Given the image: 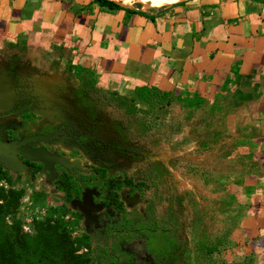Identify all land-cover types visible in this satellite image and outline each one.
I'll return each mask as SVG.
<instances>
[{"label": "crops", "instance_id": "crops-1", "mask_svg": "<svg viewBox=\"0 0 264 264\" xmlns=\"http://www.w3.org/2000/svg\"><path fill=\"white\" fill-rule=\"evenodd\" d=\"M123 7L145 15L96 0H0V92L16 101L14 65L61 60L92 71L101 90L156 88L215 108L253 164L228 188L240 220L225 259L264 264V1Z\"/></svg>", "mask_w": 264, "mask_h": 264}, {"label": "rangeland", "instance_id": "rangeland-1", "mask_svg": "<svg viewBox=\"0 0 264 264\" xmlns=\"http://www.w3.org/2000/svg\"><path fill=\"white\" fill-rule=\"evenodd\" d=\"M111 1L133 9L148 7L138 2ZM14 68L23 73L17 84L24 82L22 84L32 87L24 100L33 107L29 114L0 118V135L5 126H13L21 119L28 120L23 132H35L40 126L51 123L65 124L84 141L79 148L70 145L67 135L54 142H44L73 165L71 169L55 165L52 178L45 170L32 169L37 161L25 158L20 162L16 153L12 156L17 159L18 170L6 168L0 162V204L12 193H20L5 215L7 229L19 222L22 232L33 236L45 226L57 228L58 233L68 239V247L77 250L79 255L90 253L92 264L100 260L103 264H116L115 256H104L105 260L98 257L101 251L89 223L72 206L77 199L60 180L63 172L73 169L85 176H94L104 164L108 171L101 174L111 188L113 200L122 202V215L147 217L146 207L154 203L155 229L171 234L178 243L175 264H240L225 259V251H232L233 232L240 220L239 207L228 188L239 182L253 164L248 156L241 154L237 139L227 134L218 111L210 114L203 108L187 120L185 112L173 106L166 120L167 126L173 129H166V137L158 145L154 144L156 134H152L125 144V151L120 153L113 143L121 142L109 128L97 120L92 121L63 98L72 81L62 75L61 60L53 62L46 70L23 63ZM11 93L17 97L22 95L16 90ZM9 101L10 96L0 92V111L9 109ZM117 117V112L109 110L104 120L109 122ZM155 164L163 170V178L152 185L146 176ZM69 196L70 202L66 199ZM24 226L30 232L26 233Z\"/></svg>", "mask_w": 264, "mask_h": 264}, {"label": "trees", "instance_id": "trees-1", "mask_svg": "<svg viewBox=\"0 0 264 264\" xmlns=\"http://www.w3.org/2000/svg\"><path fill=\"white\" fill-rule=\"evenodd\" d=\"M96 2L111 10H125L128 13L145 15L140 10L134 11L125 8L111 0H96ZM62 73L63 76H68L69 80L72 81L70 88L65 89L63 97L72 101L75 108L84 113L85 116L91 120H97L99 124L109 128L117 140L121 142V144L117 141L113 143L120 153L125 151V144L152 134H156L153 137L154 144L158 145L166 137V129L169 131L173 129L166 124L171 107L179 106L185 112L186 119L190 120L195 112L203 106L200 99L192 102L174 93L163 92L156 88L137 89L132 97L123 96L116 91L101 90L96 86L95 74L92 71L70 61L66 62ZM109 110L117 112L118 117L106 122L104 116ZM208 111L213 114L216 109L210 108ZM32 169L43 171L44 166L43 164L34 165ZM151 169L146 180L152 185L158 184L163 178V170L156 164ZM79 178L81 179L79 180ZM60 180L61 184L72 190L76 199L79 198L81 191L91 189L97 193L100 199L115 201L113 196H110V188L103 182L102 174L79 177V172L72 170L63 172ZM19 195L18 192L12 193L4 204H0V264H92L90 253L79 255L77 250L68 247V239L58 233L57 228L45 226L38 229L33 236L24 234L19 222H15L12 227L7 229L5 227V215ZM66 199L70 202L71 197ZM153 205L152 202L147 205L146 221L142 217L133 218L129 221L131 230L135 232L144 231V234L154 230ZM112 214L111 216L106 213L104 218L99 219L98 229L103 248L98 257L103 260H105L104 256L108 258L114 252L110 248V233L125 226V220L118 211L112 212ZM132 240L134 239L132 238ZM150 252L157 264L162 263V258L167 260L166 252L161 253L157 250H150ZM98 264H103V261H98Z\"/></svg>", "mask_w": 264, "mask_h": 264}, {"label": "flooded vegetation", "instance_id": "flooded-vegetation-1", "mask_svg": "<svg viewBox=\"0 0 264 264\" xmlns=\"http://www.w3.org/2000/svg\"><path fill=\"white\" fill-rule=\"evenodd\" d=\"M9 76L11 78H14V91H17L18 97L15 96L14 93H11L12 98H16L15 102L10 103L9 109L5 111H0V118H9L12 116H22L24 114H29L31 111V108L33 107L32 104L24 99L27 96V91L29 89H32V87H29L27 84H22L24 82H20L21 85L17 84V81L22 76L23 73H18L16 68H10L8 71ZM64 98V97H63ZM70 101V100H68ZM72 105L74 106L73 102L70 101ZM31 106V107H30ZM15 107V108H14ZM75 107V106H74ZM79 111V110H78ZM87 117V116H86ZM89 118V117H88ZM90 119V118H89ZM96 121V120H92ZM28 123V120H21L17 122L16 124L7 125L3 128V131L0 135V142L5 144H17L21 141H23L26 138L32 137V136H46L49 137L45 140H33L30 141L22 147L29 148V149H44L48 151L52 155L60 156L58 153L53 152L50 150L44 142L50 141L54 142L61 138L64 135H67V139L71 142V146H75L79 148L80 142L84 141L81 137H79V134L75 132L70 126L65 124H46L43 126H40L38 130L35 132H23L22 129L26 127V124ZM4 149V147H2ZM17 157L19 158L20 162L25 161V157L18 152H15ZM14 153H9L8 155H12ZM16 159V158H15ZM43 164L42 162L37 161L35 165ZM34 166V164H32ZM55 165L54 164L53 168ZM44 166V164H43ZM77 170V169H73ZM108 171V168L106 165L102 164L99 168V172L95 174L94 176L100 175L104 171ZM72 171V170H70ZM79 177L83 176L79 170ZM98 178V177H95ZM81 178H79L80 180ZM103 182L106 183V181L103 179ZM110 188V187H109ZM91 190V189H87ZM81 191L79 194V198L77 200H82V195L85 191ZM93 201L97 207V211L93 212V215L96 218L95 223H89L90 232L92 234L93 238H96L98 249L103 248V245L100 241V235H99V219L104 218L105 214L108 213L111 216L113 215L112 212H117L124 218L125 220V226L123 228H117L114 231L110 233V248L114 250L113 253H111V256L116 257V264H157L155 261V258L151 254L150 250H157L159 252H166L167 253V260L162 258L161 264H175V260L177 259V253L179 251L178 243L176 242L175 238L162 230H150L147 234H144V231L141 232H135L130 229V223L129 221L133 218H127L124 215L121 214V201H118L115 199V201H108L104 198L100 199L97 193L94 190H91ZM111 191V188H110ZM110 196H113V194H110ZM147 209V207H146ZM82 215L83 213L77 209ZM85 218V216L83 215ZM137 218V217H136ZM144 221H146V215L145 217H142ZM152 233V234H151ZM132 238L134 240H132Z\"/></svg>", "mask_w": 264, "mask_h": 264}, {"label": "water", "instance_id": "water-1", "mask_svg": "<svg viewBox=\"0 0 264 264\" xmlns=\"http://www.w3.org/2000/svg\"><path fill=\"white\" fill-rule=\"evenodd\" d=\"M185 1V0H182ZM181 2V1H180ZM49 137L46 136H32L29 138L24 139L23 141L17 143V144H5L0 142V162L6 167L11 170H18V163L17 159L13 157L12 155H8L9 153H21L25 158L29 160L39 161L44 164V170L47 172L48 177L52 178L54 175L53 172V165L54 164H60L68 169H71L73 167L72 164H70L65 158L57 155H52L48 151L44 149H29L24 148L22 145L33 141V140H45ZM4 147V149L2 148ZM92 191L87 190L82 195V200H76L72 202V206L79 209L83 215L85 216V220L88 223H95L96 218L93 215V212L97 211V207L93 201L92 198Z\"/></svg>", "mask_w": 264, "mask_h": 264}, {"label": "bare ground", "instance_id": "bare-ground-1", "mask_svg": "<svg viewBox=\"0 0 264 264\" xmlns=\"http://www.w3.org/2000/svg\"><path fill=\"white\" fill-rule=\"evenodd\" d=\"M114 1H118L123 4H130L132 2H138V3L143 4V6H148L151 8H161L163 6L176 4L182 0H114Z\"/></svg>", "mask_w": 264, "mask_h": 264}, {"label": "built area", "instance_id": "built-area-1", "mask_svg": "<svg viewBox=\"0 0 264 264\" xmlns=\"http://www.w3.org/2000/svg\"><path fill=\"white\" fill-rule=\"evenodd\" d=\"M24 231H25L26 233L30 232L29 228H28V227H25V226H24Z\"/></svg>", "mask_w": 264, "mask_h": 264}]
</instances>
